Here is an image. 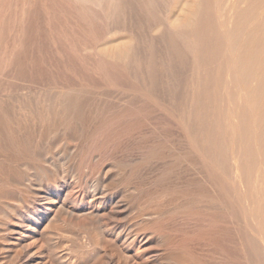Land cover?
<instances>
[{"label":"rangeland","instance_id":"rangeland-1","mask_svg":"<svg viewBox=\"0 0 264 264\" xmlns=\"http://www.w3.org/2000/svg\"><path fill=\"white\" fill-rule=\"evenodd\" d=\"M2 1L0 0V28L2 29L0 32L3 31L0 34V70L2 65L6 70L4 69L5 71L3 70L0 75L3 79L2 81L0 79V264H70L71 261H73L74 264H119L120 262L121 264H195L197 260L198 263L196 264H264V262L262 263L264 260V245L262 247L264 236L261 237L263 233H260L262 225H259V223H261L260 221L258 222L256 220L257 222H255L254 217L258 219L255 212L251 211L252 214L254 213V217L250 214V210L257 207L256 203L248 205L250 210L246 206L248 215H251V218L249 217L246 222L247 224L249 222H254L251 223L253 229L250 227V224L247 225V227L248 229L249 227L252 229H249V231L251 230L258 235L256 236L255 234L253 237L254 233L249 232L250 237L249 233L246 232V236L244 235V237H241L234 229L236 233L234 232L235 235L233 236L230 235L232 238L223 236V243L221 242L222 237L221 239L219 238L221 242L219 244L221 246L225 245L221 248L222 250L219 244L213 243L212 240L210 242V238L213 237L209 238L208 234H206V232L208 233V230H206L208 226H206V224L209 223H204V221V224H200L198 222L200 217L203 216L202 214H207L206 212L211 214L210 211H217V213L222 211L221 213H224V215L229 214L228 216L233 219L232 216L235 213L237 214L238 209V205H236L237 200H235L236 192L232 189L227 198L230 201L227 199L224 200L221 196V192L218 191V189H220L218 185L210 184L206 181V178L202 179L203 174H205L204 177H206V173L208 172L205 170L208 167L210 168V165L207 163L206 159H204V152H202L200 147L197 146L193 140L197 138L196 136L198 135L201 137L199 133L203 131H198L196 134H193L194 129L188 125L186 118H188L190 111L189 101L191 98V91L196 85L194 81L198 80L197 78L203 74L202 70L204 69L198 57H195L196 63H194V56L192 54H186L184 59L186 62L181 63V61H179L181 57L179 58L175 53L176 44H173V46L169 40V34L171 32L168 30L170 32L169 34L164 33V36L161 35L162 24L160 25L159 22L158 24L156 22L163 18L164 21L166 20L167 26H172L175 29L182 28L183 30L189 31L191 35L190 39L195 40L197 36L194 34V24L198 18L197 11L202 7L200 0H150L148 4L147 1L149 0H115V2H113V0H86L83 2L85 5L82 8L83 11H80L81 15L80 12H78V17L76 15L77 12L73 10L70 12H67L68 10H64V12L63 10L59 11L60 6L58 5L56 6L59 8H54L56 6L53 7V5H55L56 2L53 1L49 3L53 7L51 9H53L55 13L50 9L51 6L46 3V0H41L44 2L43 4H47L46 6L38 0V5L42 4L41 6H44L43 8L40 7V5L38 7L37 0H31V3L27 2L28 0H18V2L17 0H8L10 6L7 0ZM242 1L237 0L236 5L230 11L231 17L227 25V27L229 26L228 30L234 29L233 26H235L236 20L239 18L240 14L248 8L249 2H247V0ZM33 2L36 3L37 6L34 5ZM52 2L55 4L52 5ZM5 4L8 5L6 6ZM18 4L24 7L25 10V12H23L22 22L14 19L16 18L15 14L19 15V13H15L13 7L15 6L20 10L22 8H19ZM31 4L33 8L36 6V9H33ZM16 5H18V7ZM70 5H72L71 2ZM72 7H74V5ZM194 7L196 11L189 14ZM39 8L41 9L40 11ZM44 8H49L50 11L45 12L46 10ZM33 11H37V14L35 12L33 13ZM38 12H40V16ZM43 12L47 15H44ZM50 14L54 16V20L51 18L52 16L47 17ZM33 15H38V19L41 18L39 22L38 20L35 21ZM66 17L68 22L67 19H65ZM143 17L144 19H142ZM42 19H46L48 23H52V25L55 26L61 25L57 27L54 26L55 29H52L56 30L55 32L57 33L61 31V34L65 35V39L60 33V39L63 38L61 41L60 39H58L59 41L56 39L54 42H52L53 40L47 42L48 40L45 41V39H41L40 37H29L31 36V31L36 28L38 23L41 22L43 25L46 24H44L45 20L43 21ZM63 19L64 21L66 20V22L61 21ZM56 21L58 23L61 21L65 23V25L67 24L68 27L64 26L61 22V24H58ZM244 21L246 22H243V27H248L250 20L247 19ZM77 22H79V24ZM28 24L29 26H33V28L26 26ZM43 25L39 24V27ZM85 25L88 32L85 30ZM19 26H21L20 30ZM47 26L51 29V25H46L45 27ZM65 27L69 28L67 32L71 30L70 35L66 31L67 34L63 32V30H67L63 29ZM110 27H113L111 31L113 33L107 32ZM16 28L18 29L16 30ZM59 28H61V30ZM159 28L161 31L158 30ZM14 30L18 32V37H21L15 42L12 40V37H10V34H15ZM190 30H192V33ZM27 31H30L29 36ZM21 32H23V34ZM83 32H85V34ZM74 37H76L77 40ZM242 37L243 31L237 38L241 39ZM30 38L34 39L30 40ZM29 41H31V43ZM74 41L76 42L74 43ZM77 41L80 43H77ZM84 41L86 43H84ZM21 43L24 44L20 45ZM44 43L45 46L43 47ZM125 44H127L126 47ZM39 45L40 49H38ZM70 45L71 47H69ZM149 45L152 46L150 47ZM6 46L11 47L10 50H8L9 48ZM64 46L67 47L65 48ZM124 47L130 50L134 49L131 50L130 53L128 52V54L125 52L123 55L128 60L117 54L120 49ZM165 48H167L169 52ZM82 49L85 51L83 50L81 53ZM105 49L108 51L106 52ZM101 51H103L104 54ZM66 53L69 54L68 57ZM92 54L94 55L92 56ZM52 56H54V58ZM90 56L93 58L91 57L90 59ZM80 57L82 59H80ZM131 60L132 63L134 62L133 64ZM139 61L142 64H139ZM126 64L130 65V67L127 66V68H130V71L126 68ZM131 65H133L134 68ZM138 67L141 68L139 69ZM96 68L98 69L96 70ZM134 76L137 79L132 78ZM123 78L124 80L122 81ZM192 83H195L194 86ZM187 85L191 88L189 89ZM61 88L64 90L69 88H73V90L76 89V92L71 91V94L76 97L71 99L70 103H67L68 106L66 104V108L68 107V109H65V113L67 115L72 113L74 116H78L75 117L77 122L75 118L73 120L72 115L71 117L70 114L67 116L65 113H62L64 105L60 104L62 108L60 105H57V107H55V110L58 109L56 113L53 108H47V105H51L52 102L55 101L56 97L54 90L56 89L57 91ZM32 90H34V92ZM103 93L106 95L103 96ZM99 94H101L100 97ZM109 96L111 97L109 98ZM243 97L246 100L245 102L243 98L242 104L234 105L236 111L234 109L235 115L233 114L231 118L232 125L234 124V128L232 129L234 132L232 133L230 128L229 134L227 135V138H235L236 140H232L236 142L246 137H243L245 128L253 132L256 130L252 128L254 124L255 128L258 126L256 121L257 117H255L257 115L248 112L249 108L256 107V105H254L255 103L250 102L246 94L245 96L243 95ZM144 98L147 99V101ZM140 99H143V102ZM81 102H83L84 105ZM71 103L73 104V106L71 105L72 107H74V103H76L75 110H73L72 107L70 108ZM23 105L26 110L21 108ZM33 105H35L36 108ZM76 105L79 108H77ZM87 106L91 112L88 110ZM109 106L110 108H108ZM135 106L136 108H134ZM33 107L35 108L34 111H32ZM82 107H86L83 109V112L81 110ZM96 107L98 109H96ZM132 107L133 109L129 110V108ZM38 109H40V112ZM137 109L140 110V114L136 113V111L138 112ZM125 110L128 112H125ZM243 111L248 112H245V118H243L242 115ZM115 112H117V115H115ZM119 112L122 113V116ZM186 112H188V114ZM87 113L88 115L84 117ZM25 115L30 118V120H28ZM118 115L120 118H118ZM62 116L65 117V120ZM107 116H110L108 117L110 120H108ZM70 118L73 121H70ZM207 120L211 122L209 118ZM91 124H93V127ZM258 129L261 128L258 127ZM194 135L196 136L194 137ZM142 146H144V148ZM58 153L60 155L62 154L64 158L62 155L61 157L59 156V158ZM180 154H191L189 155L191 161L194 159L192 162L197 163L198 169L199 166L201 169L205 167V169H203V174H201V169H199V171L197 169L199 175L194 172L193 174L192 170H189L190 166L186 161H181L180 163L177 159ZM150 155L151 157L154 156L152 157L153 160L150 159ZM145 156H147L146 159L144 158ZM157 157H161L160 160L162 162L158 160L159 158ZM203 160L208 167H206L207 165L204 166L205 162ZM117 161L120 164L117 163ZM236 164L240 165L239 160H237ZM144 165L147 167L145 168ZM84 176L86 179L88 177V180H95L97 178L101 180L104 185L106 184V187H109L108 189H113V191L111 190L113 193V202L109 203L108 200H101V205L99 204L100 201H89L91 202L89 203L87 201L88 198L85 199L84 196H82L80 190L81 183L78 184L79 179H85ZM69 189L73 190V198L70 197L65 199L63 194ZM202 189L206 192L204 193ZM209 196L211 198H209ZM114 201H116V205ZM159 202H162V204L164 203L167 211V213L164 211V218L162 216L161 218L152 217L145 219L143 215L146 213L149 215L154 214L153 211L154 209L156 210L155 207H157ZM224 202L226 203L225 206ZM208 204H210V206ZM223 210L226 212L228 211L227 214ZM142 212L143 214L141 215ZM198 213L201 214L200 217H198ZM230 213H232L231 216ZM193 215H195V217ZM196 217H198V220ZM161 220L164 224L160 222ZM115 222L116 226L118 224L135 225L137 228H135V231L137 230V232H139L137 237L127 240L125 236H123V233L119 236V230L116 231L113 227ZM170 224H173L171 225L173 229L171 227L169 228ZM256 224H258V227L260 226V228L256 227L259 231H253ZM159 225L163 227H159ZM192 225L197 228H194ZM175 226L179 229H176ZM166 228L168 229L166 230ZM174 229H176V231L179 230V234L178 232L176 233ZM197 230L199 234L196 232ZM262 230L261 232H264V229ZM166 232V235L170 234V236L168 235L165 237L166 235L163 233ZM193 232L195 237L192 235ZM146 233H150V236ZM159 233H162L166 241L156 237ZM197 235L200 237V240L195 241L194 239L199 238L196 237ZM211 235L210 233V236ZM201 236L209 238V240L204 238L201 240ZM239 237H241V239ZM226 238L228 240H225ZM249 240L252 241L250 242ZM186 241L190 242L186 243ZM218 245L219 247H217ZM225 250L226 252L227 250L229 251L227 252L229 255ZM224 253L228 257H226ZM73 262H71V264H73Z\"/></svg>","mask_w":264,"mask_h":264},{"label":"bare ground","instance_id":"bare-ground-1","mask_svg":"<svg viewBox=\"0 0 264 264\" xmlns=\"http://www.w3.org/2000/svg\"><path fill=\"white\" fill-rule=\"evenodd\" d=\"M2 1V0H1ZM6 1V0H5ZM8 1V0H7ZM24 1V0H23ZM22 1V2H23ZM26 1V0H25ZM39 1H41V0H39ZM43 1V0H42ZM41 1V2H42ZM48 1V2H47ZM50 1H53V2H56V4L55 3H53L52 2V5L53 4H55V5H53V7L54 6H56V5H58V6H60V8L59 7H54V8H59V11L60 10H63V12H64V10H68L67 12H70V11H74V12H77V17H78V12H80V11H83V7H84V1H86V0H46V3H48V4H50L49 2ZM90 1V0H89ZM109 1H111V0H109ZM108 1V2H109ZM125 1V0H124ZM170 1V0H169ZM242 1V0H241ZM3 2V1H2ZM17 2H18V0H17ZM20 2V1H19ZM27 2H29V3H31V0H28ZM27 2H25V3H27ZM34 2H36V1H34ZM33 2V3H34ZM70 2H71V4L72 5H70ZM113 2H115V0H113ZM148 2H150V0L149 1H147V4H148ZM172 2V1H171ZM200 2H201V4H202V7H200V10L199 11H197V16H198V18L196 19V21H195V24H194V29H195V32H194V34L197 36V39H195V40H193V39H190V37H191V35H190V33H189V31H186V30H183L182 28H177V29H175L174 27H170V26H167V24H166V20L164 21V19L162 18V19H159L156 23L158 24V22H159V24L161 25L162 24V31L160 30V28L158 29V30H160L162 33H160L161 35H163L164 36V33H167V34H169L170 32V34H169V40H170V42H171V44L173 45H175L176 44V49H175V53H176V55H178V57L181 59V60H179V61H181V63H183V62H186V61H184V59H185V57H186V54H192L193 56H194V63H196V61H195V57L197 58H199L198 60H200V63H201V66H202V68L204 69V70H202V75L201 76H199L197 79V81H194V82H196V85H195V87L192 89V91H191V98H190V101H189V104H190V111H189V114H188V112H186L187 114H188V118H186V120L188 121V125H190L191 127H192V129H194L193 131H194V133L193 134H196L198 131L200 132V131H203V132H200L199 134L201 135V137L198 135V136H196V135H194V137L196 136L197 138H195L194 140H193V142H195V144L197 145V146H199L200 147V149L202 150V152H204V154L203 155H205L204 157V159H206V161H207V163L210 165V168L208 167V165L206 164V162H205V165L204 166H206V167H208L205 171H207L208 173H206L207 175H206V177H204L205 176V174H203V169H205V167L203 168V169H201L200 168V166H199V169H201L202 170V173L201 174H203V178L202 179H204V178H206V181L207 182H209L210 184H212V185H218L219 186V188L220 189H218V191H220L221 192V196H222V198L224 199V200H226L228 197H229V194H230V191H232V189L233 190H235V192H236V194H235V200H237V204L236 205H238V209H237V214L235 213L233 216H232V218L233 219H231V217H229L228 215H224V213H221V212H219V213H217V211L216 212H212V211H210L211 212V214H208V212H206L207 214H205V216H204V214H202L203 216L202 217H200L201 216V214H199L198 215V217H200V219L198 220L197 218L198 217H196V219L198 220V222L200 223V224H204V223H206V222H208L209 224H206V226H208V228L206 229V230H208V233L206 232V230H205V232H206V234H208V236H209V238L210 237H213V238H210V242H211V240H212V242L214 243H216V244H219V243H223L224 241H223V236H225V237H231L230 235H235L234 234V232L236 231L237 232V234L238 235H240L241 237H244V235L246 236V234L247 233H249V232H251V233H254V232H252L251 230L253 229V225H251V223H254V222H249L248 224H247V219L251 216V215H248V210L246 209V206H247V208L249 209V207H248V205L249 204H252V203H256V206L257 207H255L254 209H252V210H250V212L252 211V212H255V215L257 216V218L258 219H255V215L253 216V214H252V212L250 213V214H252V216L254 217V220H255V222H261V223H259V225H262L261 226V228H260V226L258 227V224H256V226H255V228H254V230L253 231H259V229H257V228H260V233H263L264 234V232H261V231H263L262 229H264V0H247V2H249V4H248V8L244 11V12H239V13H241L240 14V16H239V18L236 20V23L234 24L235 26H233V30H228V27H227V25L229 24V21H230V15H231V13H230V11L233 9V7L236 5V2H237V0H200ZM243 2V1H242ZM246 2V1H245ZM7 3V2H6ZM32 3V4H33ZM38 0H37V5H38ZM44 2H42V4H43ZM87 3V2H86ZM111 3V2H110ZM244 3V2H243ZM8 4H9V1H8ZM7 4V5H8ZM17 4V3H16ZM20 4H21V2H20ZM31 4V7L33 6ZM41 4V5H42ZM96 4V3H95ZM129 4H131V3H129ZM143 4V3H142ZM145 4V3H144ZM147 4H145V5H147ZM6 5V4H5ZM6 5V6H7ZM19 5V4H18ZM18 5H16L17 7H18ZM22 5V4H21ZM21 5H19V8H21L22 6ZM24 5V4H23ZM30 5V4H29ZM34 5H36V3H34ZM36 5V6H37ZM40 5V4H39ZM39 5H38V7H39ZM40 5V7H42ZM43 5H47V4H43ZM74 5V7H72ZM108 5V4H107ZM115 5V4H114ZM126 5V4H125ZM4 6V5H3ZM2 6V7H3ZM9 6H10V4H9ZM36 6H34V8L36 7ZM49 6H51V4L49 5ZM48 6V7H49ZM89 6V5H88ZM116 6V5H115ZM25 7H26V5H25ZM44 7V6H43ZM42 7V8H43ZM52 6L50 7V9L51 8H53ZM96 7V6H95ZM126 7H127V5H126ZM6 8V7H5ZM15 8V9H14ZM33 8V7H32ZM33 8V9H34ZM132 8V7H131ZM131 8H129V9H131ZM148 8V7H147ZM4 9V8H3ZM8 9V8H7ZM7 9H6V11H7ZM30 9V8H29ZM36 9V8H35ZM45 9V8H44ZM43 9V10H44ZM50 9L49 8H47V9H45L46 11L45 12H48V11H50ZM119 9V8H118ZM196 8L194 7V8H192V10H191V12H189V14H191V13H194L196 10H195ZM237 9V8H236ZM239 9V8H238ZM13 10H15L14 12L15 13H19V15H17V14H15V17L16 18H14V19H17V20H20L21 22H22V16H23V12H25V10H24V7H22L21 8V10L20 9H18V8H16L15 6L13 7ZM17 10V11H16ZM19 10H20V12H19ZM41 9L39 8V11H40ZM53 12H54V10L53 9H51ZM56 10H58V9H56ZM123 10H125V9H123ZM5 11V12H6ZM13 12V11H12ZM32 12V11H31ZM36 13L37 11H33V13ZM53 12H52V15H53ZM73 12V13H74ZM91 12V11H90ZM138 12V11H137ZM2 13V12H1ZM39 13L40 12H38V15H39ZM51 13V12H50ZM55 13V12H54ZM101 13V12H100ZM109 13V12H108ZM115 13H117V12H115ZM123 13V12H122ZM130 13V12H129ZM128 13V14H129ZM37 14V13H36ZM43 14H44V12H43ZM49 14V13H48ZM84 14V13H83ZM132 14V13H131ZM38 15H33L34 16V18H35V21L36 20H38V22H39V20L41 19L40 17V19H38L37 17H38ZM44 15H47L46 13L44 14ZM51 14L49 15V16H47V17H51L52 16ZM66 15V14H65ZM80 15H81V12H80ZM79 15V16H80ZM14 16V15H13ZM25 16V15H24ZM40 16V15H39ZM42 16V15H41ZM86 16V15H85ZM84 16V17H85ZM93 16V15H92ZM117 16V15H116ZM119 16V15H118ZM124 16V15H123ZM47 17H45V18H47ZM68 17H70V16H68ZM106 17V16H105ZM160 17H162V16H160ZM184 17H187V16H184ZM33 18V17H32ZM37 18V19H36ZM52 19L54 18V16H52L51 17ZM62 18V17H61ZM109 18V17H108ZM65 19H67V17L65 18ZM70 19V18H69ZM72 19V18H71ZM75 19V18H74ZM142 19H144V17L142 18ZM150 19V18H149ZM247 19H249L250 20V24H249V26L248 27H243L244 25H243V22H246V21H244V20H247ZM1 20V19H0ZM2 20H3V18H2ZM28 20H29V18H28ZM34 20V19H33ZM33 20H30V21H33ZM43 20V19H42ZM45 20V22H44V24L45 25H43L41 22L40 23H38V25L36 26V28H35V26H34V30H32L31 31V33H30V31L28 32L27 31V33H28V36H29V33H30V35L31 36H29V37H40L41 39L43 38V39H45V41L46 40H48L47 42H49V41H52V42H54L56 39H57V41H59L58 39H60V34H61V28H59L60 30H58V31H60V32H55L56 30H54L55 29V27H57V26H61V25H57V26H55V25H52V23L50 24V23H48L47 21H46V19H44ZM43 20V21H44ZM48 20V19H47ZM54 20V19H53ZM106 20V19H105ZM161 20V21H160ZM13 21V20H12ZM49 21V20H48ZM61 21H64V19L63 20H61ZM60 21V22H61ZM73 21V20H72ZM82 21V20H81ZM88 21V20H87ZM137 21V20H136ZM17 22V21H16ZM24 22V21H23ZM57 22V21H56ZM55 22V23H56ZM59 22V23H60ZM64 22H66V20L64 21ZM67 22H68V19H67ZM100 22V21H99ZM139 22V21H138ZM13 23V22H12ZM48 23V24H47ZM58 23V22H57ZM58 23V24H59ZM62 23V22H61ZM60 23V24H61ZM78 24H79V22H77ZM94 23H95V21H94ZM101 23V22H100ZM128 23V22H127ZM156 23H155V25H156ZM10 24V23H9ZM17 24H18V22H17ZM27 24V23H26ZM34 24V23H33ZM36 24H37V22H36ZM39 24H41V25H43V26H40L39 27ZM64 26H67V24L65 25V23H62ZM69 24V23H68ZM85 24V23H84ZM110 24H111V22H110ZM112 24H113V22H112ZM122 24H123V22H122ZM121 24V25H122ZM153 24V23H152ZM12 25V24H11ZM46 25H51L50 27H51V29L49 28V26H47V27H45ZM115 25H116V23H115ZM0 26H1V23H0ZM26 26H28V27H32L33 28V26H29V24L28 25H26ZM53 26V27H52ZM55 26V27H54ZM83 26V25H82ZM82 26H80V27H82ZM91 26V25H90ZM89 26V27H90ZM157 26V25H156ZM9 27V26H8ZM16 27H18V26H16ZM21 26H19V30L21 29L20 28ZM27 27V28H28ZM68 27V26H67ZM73 27V26H72ZM80 27H78V28H80ZM85 27H86V25H85ZM137 27V26H136ZM3 28V27H2ZM32 28H30V29H32ZM52 28H54V29H52ZM83 28V27H82ZM82 28H81V32H82ZM112 28L113 27H110L109 28V30L107 31L108 33L109 32H111L112 31ZM118 28V27H117ZM151 28V27H150ZM18 28H16V30H17ZM30 29H28V30H30ZM58 29V28H57ZM63 29H67V30H63V32H67L68 31V29L69 28H63ZM71 29V28H70ZM74 29V28H73ZM72 29V30H73ZM87 29V27L85 28V30ZM91 29V28H90ZM115 29V28H114ZM149 29V28H148ZM2 29L0 28V31H1ZM10 30V29H9ZM11 30H12V28H11ZM16 30H14L15 31V34H10V37H12V40H14V42L15 41H17V39L19 40L21 37H18L19 36V34H18V32L16 31ZM18 30V31H19ZM24 30V29H23ZM54 30V31H53ZM128 30V29H127ZM170 32H169V31ZM74 31V30H73ZM84 31V30H83ZM94 31V30H93ZM114 31V30H113ZM191 31V33H192V30H190ZM242 31H243V37L241 38V39H239V38H237L239 35H241L242 34ZM3 32V31H2ZM2 32H0V34L2 33ZM24 32V31H23ZM23 32H21L22 34H23ZM65 32V34H69L70 35V32H71V30H69V32H67L66 33ZM77 32V31H76ZM80 32V33H81ZM86 32H88V30H86ZM119 32V31H118ZM125 32V31H124ZM144 32V31H143ZM10 33V32H9ZM26 33V32H25ZM24 33V34H25ZM60 33V34H59ZM84 34H85V32H83ZM111 33H113V32H111ZM110 33V34H111ZM123 33V32H122ZM139 33V32H138ZM152 33V32H151ZM74 34V33H73ZM72 34V35H73ZM76 34H78V33H76ZM75 34V35H76ZM87 34V33H86ZM130 34V33H129ZM159 34V35H160ZM3 35V34H2ZM62 36H64V39H65V35H63V34H61ZM68 35V36H69ZM79 35H81V34H79ZM89 35V34H88ZM100 35V34H99ZM107 35V34H106ZM27 36V35H26ZM43 36V37H42ZM67 36V35H66ZM96 36H97V33H96ZM148 36V35H147ZM29 37H28V39H29ZM80 37V36H79ZM105 37H107V36H105ZM136 37V36H135ZM141 37V36H140ZM157 37V36H156ZM245 37V38H244ZM23 38V37H22ZM39 38V39H40ZM63 38V37H62ZM61 38V39H62ZM67 38V37H66ZM71 38V37H70ZM70 38H68V39H70ZM72 38H73V36H72ZM75 39H76V37H74ZM77 38H78V36H77ZM84 38H85V36H84ZM83 38V39H84ZM91 38V37H90ZM101 38H103V37H101ZM137 38V37H136ZM165 38V37H164ZM237 38V40L235 41V39ZM1 39V38H0ZM3 39V38H2ZM31 39H34V38H30V40ZM61 39H60V41H61ZM81 39H82V37H81ZM98 39V38H97ZM106 39V38H105ZM144 39H145V37H144ZM149 39H150V37H149ZM161 39H163V38H161ZM244 39V40H243ZM37 40V39H36ZM77 40V39H76ZM80 40V39H79ZM139 40V39H138ZM143 40V39H142ZM168 40V41H169ZM28 41V40H27ZM42 41H44V40H42ZM62 41H64V40H62ZM94 41V40H93ZM8 42H10V41H8ZM7 42V43H8ZM19 42V41H18ZM30 43H31V41H29ZM76 41H74V43H75ZM89 42V41H88ZM142 42V41H141ZM152 42V41H151ZM169 42V43H170ZM29 43V44H30ZM41 43V42H40ZM43 43V42H42ZM56 43V42H55ZM60 43V42H59ZM62 43V42H61ZM77 43H80V42H78L77 41ZM76 43V44H77ZM82 43V42H81ZM84 43H86L85 41H84ZM92 43V42H91ZM94 43V42H93ZM131 43V42H130ZM139 43V42H138ZM24 43H21L20 45H23ZM28 44V45H29ZM33 44V43H32ZM32 44H31V46H32ZM37 44V43H36ZM97 44V43H96ZM105 44H106V42H105ZM104 44V45H105ZM118 44V43H117ZM12 45V44H11ZM19 45V46H20ZM51 45H53V44H51ZM51 45H49V46H51ZM122 45V44H121ZM126 45L127 44H125V47H126ZM173 45V46H174ZM45 46V43H44V45H43V47ZM82 46H83V44H82ZM91 46V45H90ZM95 46V45H94ZM116 46V45H115ZM150 46V45H149ZM152 46V45H151ZM150 46V47H151ZM156 46V45H155ZM7 47V46H6ZM33 47V46H32ZM36 47V46H35ZM42 47V48H43ZM65 47V46H64ZM64 47H63V49H64ZM67 47V46H66ZM65 47V48H66ZM69 47H71V45L69 46ZM76 47H77V45H76ZM84 47H87V46H84ZM89 47V46H88ZM97 47V46H96ZM102 47V46H101ZM100 47V48H101ZM104 47H106V46H104ZM121 48L120 49V51L117 53L116 51H118V50H116L115 52L117 53V54H119V56L120 57H122L124 54H125V52L128 54V52L130 53L131 52V50H134V49H129V48ZM143 47V46H142ZM147 47V46H146ZM154 47V46H153ZM159 47V46H158ZM164 47V46H163ZM162 47V48H163ZM7 48H9L8 50H10V48L11 47H7ZM22 48V47H21ZM73 48V47H72ZM119 48V47H118ZM132 48V47H131ZM134 48V47H133ZM137 48V47H136ZM145 48V47H144ZM174 48V47H173ZM38 49H40V45H39V48ZM54 49H55V47H54ZM53 49V50H54ZM59 49H60V47H59ZM62 49V48H61ZM167 51H168V49L167 48H165ZM31 50V49H30ZM52 50V49H51ZM77 50V49H76ZM83 50L84 49H82V51H81V53L83 52ZM110 50V49H109ZM130 50V51H129ZM139 50V49H138ZM163 50V49H162ZM2 51V50H1ZM4 51V50H3ZM28 51V50H27ZM36 51V50H35ZM65 51V50H64ZM63 51V52H64ZM67 51H68V49H67ZM70 51V50H69ZM85 51V50H84ZM105 51H106V49H105ZM108 51V50H107ZM106 51V52H107ZM112 51V50H111ZM174 51V50H173ZM6 52H7V49H6ZM39 52V51H38ZM71 52V51H70ZM73 52V51H72ZM78 52V51H77ZM93 52V51H92ZM102 53H103V51H101ZM110 52V51H109ZM135 52V51H134ZM169 52V51H168ZM5 53V52H4ZM36 53V52H35ZM43 53V52H42ZM87 53H88V51H87ZM94 53V52H93ZM99 53V52H98ZM102 53H101V55H102ZM112 53V52H111ZM153 53V52H152ZM38 54V53H37ZM41 54V53H40ZM47 54V53H46ZM51 54V53H50ZM65 54V53H64ZM67 54V53H66ZM91 54V53H90ZM104 54V53H103ZM108 54V53H107ZM126 54V55H127ZM134 54H136V53H134ZM140 54V53H139ZM143 54V53H142ZM44 55V54H43ZM52 55V54H51ZM53 55H54V52H53ZM68 55L69 54H67V57H68ZM71 55V54H70ZM80 55H82V54H80ZM94 54H92V56H93ZM96 55V54H95ZM111 55H114V54H111ZM116 55V54H115ZM5 56V55H4ZM9 56V55H8ZM23 56V55H22ZM28 56V55H27ZM48 56H49V54H48ZM57 56V55H56ZM63 56V55H62ZM87 56V55H86ZM92 56H90V59H91V57ZM24 57V56H23ZM38 57V56H37ZM41 57H42V54H41ZM53 58H54V56H52ZM51 57V58H52ZM66 57V56H65ZM97 57V56H96ZM99 57V56H98ZM105 57V56H104ZM115 57H117V56H115ZM124 57V56H123ZM122 57V58H123ZM22 58V57H21ZM26 58V57H25ZM39 58V57H38ZM43 58V57H42ZM83 58H84V56H83ZM87 58V57H86ZM93 58V57H92ZM125 58V57H124ZM128 58V57H127ZM57 59V58H56ZM75 59V58H74ZM80 59H82L81 57H80ZM85 59V58H84ZM117 59V58H116ZM126 59V58H125ZM130 59V58H129ZM133 59V58H132ZM166 59V58H165ZM168 59V58H167ZM178 59V58H177ZM176 59V60H177ZM8 60V59H7ZM14 60V59H13ZM54 60V59H53ZM86 60V59H85ZM84 60V61H85ZM126 60H128V59H126ZM49 61V60H48ZM56 61V60H55ZM81 61V60H80ZM83 61V60H82ZM87 61V60H86ZM85 61V62H86ZM135 61V60H134ZM138 61V60H137ZM188 61V60H187ZM3 62V61H2ZM67 62V61H66ZM72 62V61H71ZM77 62V61H76ZM127 62V61H126ZM140 62V61H139ZM159 62H161V61H159ZM57 63V62H56ZM77 63H79V62H77ZM82 63V62H81ZM122 63V62H121ZM131 63H132V60H131ZM134 63V62H133ZM132 63V64H133ZM177 63H178V61H177ZM39 64V63H38ZM72 64V63H71ZM122 64H124V63H122ZM139 64H142L141 62L139 63ZM150 64V63H149ZM153 64V63H152ZM168 64V63H167ZM166 64V65H167ZM185 64V63H184ZM1 65H2V63H1ZM80 65V64H79ZM85 65V64H84ZM97 65V64H96ZM147 65V64H146ZM44 66V65H43ZM78 66V65H77ZM81 66V65H80ZM127 66H129L130 67V65H127L126 64V68H127ZM131 66H133V65H131ZM138 66V65H137ZM143 66H145V65H143ZM173 66V65H172ZM184 66V65H183ZM41 67V66H40ZM45 67V66H44ZM76 67V66H75ZM99 67V66H98ZM127 68L129 71H130V68ZM148 67V66H147ZM199 67V66H198ZM133 68H134V66H133ZM139 68V67H138ZM141 68V67H140ZM139 68V69H140ZM164 68V67H163ZM169 68V67H168ZM172 68V67H171ZM5 68L3 67V65H2V67H1V70H0V75L2 74V72H3V70H4ZM71 69V68H70ZM98 68H96V70H97ZM112 69V68H111ZM118 69V68H117ZM136 69V68H135ZM157 69V68H156ZM6 70V69H5ZM4 70V71H5ZM42 70V69H41ZM101 70V69H100ZM180 70V69H179ZM123 71V70H122ZM141 71V70H140ZM148 71V70H147ZM167 71V70H166ZM204 71V72H203ZM73 72V71H72ZM96 72V71H95ZM185 72V71H184ZM187 72V71H186ZM198 72V71H197ZM25 73H27V72H25ZM29 73V72H28ZM122 73V72H121ZM172 73H174V72H172ZM195 73V72H194ZM4 74V73H3ZM15 74H16V72H15ZM58 74V73H57ZM82 74V73H81ZM102 74H104V73H102ZM133 74H135V73H133ZM14 75V74H13ZM54 75V74H53ZM3 76V75H2ZM15 76V75H14ZM27 76V75H26ZM35 76V75H34ZM115 76H116V74H115ZM122 76V75H121ZM120 76V77H121ZM130 76V75H129ZM187 76V75H186ZM74 77V76H73ZM97 77V76H96ZM124 77V76H123ZM152 77V76H151ZM175 77V76H174ZM194 77V76H193ZM4 78V77H3ZM66 78V77H65ZM126 78H128V77H126ZM132 78H135V76L134 77H132ZM138 78H139V76H138ZM177 78V77H176ZM186 78V77H185ZM0 79H1V81L3 80L1 77H0ZM14 79V78H13ZM80 79V78H79ZM135 79H137V78H135ZM178 79V78H177ZM16 80V79H15ZM14 80V81H15ZM24 80V79H23ZM30 80H32V79H30ZM45 80V79H44ZM64 80V79H63ZM68 80V79H67ZM96 80V79H95ZM124 80V78L122 79V81ZM182 80V79H181ZM6 81V80H5ZM4 81V82H5ZM47 81V80H46ZM133 81V80H132ZM139 81V80H138ZM193 81V80H192ZM62 82V81H61ZM70 82V81H69ZM68 82V83H69ZM83 82V81H82ZM25 83V82H24ZM39 83V82H38ZM93 83V82H92ZM138 83V82H137ZM143 83V82H142ZM1 84V83H0ZM60 84V83H59ZM58 84V85H59ZM71 84V83H70ZM74 84V83H73ZM87 84V83H86ZM102 84V83H101ZM144 84V83H143ZM174 84V83H173ZM184 84V83H183ZM189 84V83H188ZM193 84V86H194V84L195 83H192ZM5 85V84H4ZM7 85V84H6ZM175 85V84H174ZM186 85V84H185ZM3 86V85H2ZM25 86V85H24ZM42 86V85H41ZM88 86V85H87ZM96 86V85H95ZM151 86H153V85H151ZM188 86V85H187ZM28 87V86H27ZM112 87V86H111ZM127 87V86H126ZM133 87V86H132ZM136 87V86H135ZM144 87V86H143ZM175 87V86H174ZM4 88H5V86H4ZM8 88V87H7ZM26 88V87H25ZM50 88V87H49ZM48 88V89H49ZM91 88V87H90ZM125 88V87H124ZM128 88H129V86H128ZM146 88V87H145ZM144 88V89H145ZM152 88H154V87H152ZM169 88V87H168ZM188 88L190 89L191 87L190 86H188ZM6 89V88H5ZM81 89V88H80ZM121 89V88H120ZM133 89H134V87H133ZM132 89V90H133ZM147 89V88H146ZM187 89V88H186ZM185 89V90H186ZM7 90V89H6ZM5 90V91H6ZM122 90V89H121ZM137 90V89H136ZM140 90V89H139ZM163 90V89H162ZM23 91V90H22ZM33 92H34V90H32ZM55 91V101H53L52 102V104L51 105H47V108H49V107H51V108H53L54 110H55V107H57V105H64V108H62V106H61V108L62 109H64L63 111H62V113H65V109H68V107L66 108V104L67 103H70L71 101V99H73L74 97H76L75 95H72L71 93L72 92H76V89L75 90H73V88H69V89H67V90H64V89H58L57 91H56V89L54 90ZM72 91V92H71ZM84 91V90H83ZM93 91V90H92ZM123 91H125V90H123ZM97 92V91H96ZM95 92V93H96ZM136 92V91H135ZM151 92V91H150ZM156 92V91H155ZM28 93V92H27ZM36 93V92H35ZM83 93V92H82ZM121 93H123V92H121ZM130 93V92H129ZM134 93V92H133ZM147 93V92H146ZM189 93H190V91H189ZM86 94V93H85ZM87 94H88V92H87ZM86 94V95H87ZM137 94V93H136ZM145 94V93H144ZM245 94H246V96L248 97V100L250 101V102H253V103H255L254 105H256V107L255 108H249V113H254L255 115H257V116H255V117H257V120H256V118H255V120L257 121V123H258V126H257V128H255V124H254V127H252V128H254V130L255 131H253V132H251V130L249 129L248 130V128H245L244 129V135H243V137L244 136H246V137H244L243 139L242 138H240V139H242V140H239L238 142H236V141H234V140H232V139H235V138H232V139H230V138H227L228 136V134H229V131H230V128H231V131H232V133L234 132L232 129L234 128L233 127V125H232V122H231V118L233 117V114H234V109H235V111H236V107L234 108V105H240V104H242L241 102H242V99L244 98L243 97V95L245 96ZM97 95V94H96ZM100 95L101 94H99V97H100ZM106 95V94H105ZM104 95V93H103V96H105ZM138 95V94H137ZM143 95V94H142ZM141 95V96H142ZM147 95V94H146ZM149 95H151V94H149ZM156 95H157V92H156ZM166 95H168V94H166ZM250 95V96H249ZM111 96H112V94H111ZM111 96H109V98L111 97ZM118 96V95H117ZM162 96V95H161ZM160 96V97H161ZM39 97V96H38ZM41 97V96H40ZM188 97V96H187ZM24 98V97H23ZM82 98L84 99V97L82 96ZM140 98H143V97H140ZM18 99V98H17ZM54 99V98H53ZM145 99V98H144ZM247 99V98H246ZM107 100V99H106ZM118 100V99H117ZM116 100V101H117ZM140 100H142V102H143V99H140ZM140 100H138V101H140ZM146 101H147V99H145ZM151 100H152V98H151ZM160 100V99H159ZM170 100V99H169ZM168 100V101H169ZM173 100V99H172ZM27 101V100H26ZM115 101V100H114ZM136 101V100H135ZM246 100H245V98H244V102H245ZM249 101H247V102H249ZM105 102V101H104ZM108 102V101H107ZM111 102V101H110ZM167 102V101H166ZM22 103V102H21ZM81 103H83V102H81ZM92 103V102H91ZM96 103V102H95ZM114 103H116V102H114ZM118 103V102H117ZM130 103V102H129ZM132 103V102H131ZM156 103H157V101H156ZM162 103H164V102H162ZM161 103V104H162ZM172 103V102H171ZM180 103V102H179ZM34 104V103H33ZM75 104L76 103H74V107H72L73 106V104L71 103L70 104V108L72 107L73 108V110H75ZM113 104V103H112ZM72 105V106H71ZM79 105V104H78ZM83 105H84V103H83ZM85 105H86V103H85ZM91 105V104H90ZM98 105V104H97ZM139 105V104H138ZM24 106V105H23ZM21 107V108H23V109H25V106L24 107ZM33 106H35V105H33ZM60 106H58V107H60ZM67 106H68V104H67ZM77 106V105H76ZM89 106V105H88ZM87 106V107H88ZM96 106V105H95ZM114 106V105H113ZM161 106V105H160ZM30 107H31V105H30ZM121 107H122V104H121ZM120 107V108H121ZM140 107V106H139ZM35 108H36V106H35ZM34 107H33V110L32 111H34V109H35ZM60 108V109H61ZM77 108H79L78 106H77ZM84 108H86V107H82V112H83V109ZM92 108V107H91ZM108 108H110V106L108 107ZM107 108V109H108ZM134 108H136V106L134 107ZM156 108V107H155ZM162 108V107H161ZM233 108V109H232ZM96 109H98L97 107H96ZM130 109H133V107L132 108H129V110ZM138 109H140V110H142L141 108H138ZM137 109V110H138ZM26 110V109H25ZM39 110V112H40V109H38ZM56 110H58V109H56ZM56 110H55V113H56ZM88 110H89V107H88ZM104 110V109H103ZM119 110H122V109H119ZM118 110V111H119ZM127 110H128V108H127ZM127 110H125V112H128ZM140 110H138V112L136 111V113H141V112H139ZM237 110H238V107H237ZM1 111V110H0ZM23 111V110H22ZM36 111V110H35ZM53 111V110H52ZM90 112H91V110H89ZM99 111V110H98ZM110 111V110H109ZM133 111V110H132ZM43 112V111H42ZM70 112V111H69ZM69 112H67V113H69ZM73 112V111H72ZM78 112V111H77ZM76 112V113H77ZM85 112H86V110H85ZM92 112H94V111H92ZM121 112V111H120ZM119 112V113H120ZM135 112V111H134ZM246 111H243L242 112V115H243V118H245L246 117V113H248V112H246ZM29 113H30V111H29ZM37 113V112H36ZM58 113V112H57ZM75 113V114H76ZM79 113V112H78ZM135 113V114H136ZM23 114H25V113H23ZM66 114V113H65ZM64 114V115H65ZM70 114V113H69ZM68 114V115H69ZM80 114H81V111H80ZM113 114V113H112ZM128 114V113H127ZM134 114V115H135ZM41 115V114H40ZM47 115V114H46ZM63 115V114H62ZM67 115V114H66ZM67 115V116H68ZM73 116V120H74V118L75 117H78V116H74L72 113L70 114V116ZM77 115V114H76ZM88 115V113L84 116V117H86ZM90 115V114H89ZM93 115V114H92ZM115 115H117V112H115ZM120 115L122 116V113H120ZM235 115V114H234ZM250 115V114H249ZM26 116V115H25ZM31 116H32V114H31ZM37 116H38V113H37ZM42 116H44V115H42ZM60 116H61V114H60ZM71 116V117H72ZM83 116V115H82ZM81 116V117H82ZM96 116V115H95ZM103 116V115H102ZM253 116V115H252ZM13 117V116H12ZM27 117V116H26ZM39 117V116H38ZM37 117V118H38ZM63 117V116H62ZM108 117H110V116H107V118ZM117 117V116H116ZM127 117V116H126ZM148 117V116H147ZM254 117V116H253ZM22 118V117H21ZM28 118V117H27ZM35 118H36V115H35ZM52 118H53V116H52ZM61 118V117H60ZM64 118V120H65V117H63ZM113 118H115V117H113ZM118 118H120V116L118 115ZM118 118H117V120H118ZM138 118V117H137ZM146 118V117H145ZM209 118V120L211 121V122H209L207 119ZM143 119V118H142ZM28 120H30V118H28ZM38 120H39V118H38ZM38 120H36V121H38ZM42 120H43V118H42ZM44 120H45V118H44ZM55 120H56V118H55ZM63 120V121H64ZM73 120H71V118H70V121H73ZM104 120H105V118H104ZM108 120H110V118H108ZM125 120H126V118H125ZM128 120H129V117H128ZM254 120V119H253ZM46 121V120H45ZM75 121H76V118H75ZM97 121V120H96ZM120 121V120H119ZM142 121V120H141ZM22 122H24V121H22ZM30 122V121H29ZM39 122H40V120H39ZM42 122V121H41ZM51 122V121H50ZM53 122V121H52ZM77 122V121H76ZM104 122V121H103ZM121 122V121H120ZM123 122V121H122ZM153 122V121H152ZM252 122H254V121H252ZM14 123V122H13ZM18 123V122H17ZM19 124V123H18ZM24 124V123H23ZM248 124V123H247ZM26 125V124H25ZM46 125H47V123H46ZM92 125V127H93V124H91ZM107 125H109V124H107ZM124 125V124H123ZM51 126V125H50ZM55 126V125H54ZM58 126V125H57ZM59 126H60V124H59ZM94 126H96V125H94ZM48 127V126H47ZM53 127V126H52ZM61 127H63V126H61ZM108 127V126H107ZM127 127V126H126ZM243 127V126H242ZM250 127V126H249ZM258 127L259 128H261V129H258ZM86 128H88V127H86ZM111 128V127H110ZM244 128V127H243ZM251 128V127H250ZM20 129V128H19ZM47 129V128H46ZM95 129L97 130V128L95 127ZM84 130V129H83ZM95 130V131H96ZM117 130V129H116ZM122 130V129H121ZM235 130V129H234ZM49 131V130H48ZM67 131V130H66ZM100 131V130H99ZM116 132H120V131H116ZM82 133V132H81ZM93 133H94V131H93ZM96 134H97V131L95 132ZM104 133V132H103ZM109 133V132H108ZM202 133V134H201ZM105 134H107V133H105ZM118 134V133H117ZM79 135V134H78ZM82 135V134H81ZM164 136V135H163ZM230 137V136H229ZM43 139V138H42ZM239 139V138H238ZM103 140V139H102ZM148 140V139H147ZM169 140V139H168ZM236 140V139H235ZM133 141V140H132ZM81 142V141H80ZM189 142V141H188ZM191 142V141H190ZM85 143V142H84ZM105 143V142H104ZM172 143V142H171ZM192 143V142H191ZM83 144V143H82ZM127 144V143H126ZM180 144V143H179ZM178 144V145H179ZM161 145V144H160ZM173 145V144H172ZM174 145H175V143H174ZM191 146H192V144H190ZM83 146V145H82ZM85 146V145H84ZM190 146V147H191ZM79 147V146H78ZM103 147V146H102ZM126 147V146H125ZM143 148H144V146H142ZM160 147V146H159ZM192 147H194V146H192ZM66 148V147H65ZM77 148V147H76ZM107 148V147H106ZM181 148V147H180ZM184 148V147H183ZM54 149V148H53ZM159 149V148H158ZM157 150V149H156ZM66 151V150H65ZM67 151H69V150H67ZM166 151V150H165ZM59 153H61L60 151H58ZM64 152V151H63ZM153 152V151H152ZM155 152V151H154ZM58 153V154H59ZM145 153V152H144ZM148 153H150V152H148ZM148 153H146V154H148ZM158 153V152H157ZM181 153V152H180ZM189 153V152H188ZM57 154V155H58ZM137 154V153H136ZM151 154V153H150ZM159 154V153H158ZM162 154V153H161ZM183 154V153H182ZM55 155H56V153H55ZM62 155V154H61ZM61 155L59 154L58 155V157L60 156L61 157ZM98 155V154H97ZM97 155H96V157H97ZM144 155V154H143ZM157 155V154H156ZM165 155V154H164ZM163 155V156H164ZM189 155H191V154H187V155H177L178 156V161H180V163H181V161H186V163L190 166L189 167V170H192V173L194 172V173H197V169H198V166H197V163H195V162H192L194 159H192V161H191V157L189 156ZM202 155V156H203ZM5 156V155H4ZM63 156V155H62ZM168 156H170V155H168ZM176 156V157H177ZM46 157V156H45ZM57 157V156H56ZM59 157V158H60ZM104 157V156H103ZM110 157V156H109ZM142 157V156H141ZM146 157L147 156H145L144 158L146 159ZM150 157H151V155H150ZM152 157H154V156H152ZM152 157L150 158L151 160H153L152 159ZM162 157V156H161ZM161 157L159 158V157H157V158H159L158 160H160L161 159ZM192 157H193V155H192ZM201 157V156H200ZM2 158V157H1ZM44 158V157H43ZM63 158H64V156H63ZM140 158V157H139ZM144 158H142V159H144ZM87 159V158H86ZM101 159V158H100ZM141 159V158H140ZM139 159V160H140ZM149 159V158H148ZM156 159V158H155ZM56 160V159H55ZM54 160V161H55ZM57 160H58V158H57ZM136 160V159H135ZM196 160V159H195ZM198 160H199V158H198ZM198 160H197V162H198ZM237 160H239V162H240V165H237L236 164V162H237ZM51 161V160H50ZM49 161V162H50ZM63 161V160H62ZM98 161V160H97ZM116 161V160H115ZM156 161H157V159H156ZM161 161V160H160ZM57 162V161H56ZM99 162V161H98ZM101 162V161H100ZM109 162V161H108ZM150 162V161H149ZM162 162V161H161ZM160 162V163H161ZM173 162H175V163H178V162H176V161H173ZM203 162V163H204ZM16 163V162H15ZM54 163V162H53ZM117 163H119L118 161H117ZM163 163H164V160H163ZM56 164V163H55ZM54 164V165H55ZM108 164V163H107ZM116 164V163H115ZM120 164V163H119ZM200 164H202V163H200ZM54 165H53V167H54ZM59 165V164H58ZM56 166V165H55ZM145 166V165H144ZM58 167V166H57ZM72 167V166H71ZM147 166H145V168H146ZM76 169H77V167H76ZM107 169H109V168H107ZM119 169V168H118ZM143 169V168H142ZM199 169H198V171H199ZM105 171V170H104ZM107 171H109V170H107ZM144 171V170H143ZM146 171V170H145ZM57 172V171H56ZM77 172V171H76ZM119 172V171H118ZM189 172V171H188ZM201 172V171H200ZM71 173H72V170H71ZM74 173V172H73ZM121 173V172H120ZM193 173V174H194ZM199 173V172H198ZM197 173V174H198ZM205 173V172H204ZM82 174V173H81ZM169 175V174H168ZM199 175V174H198ZM78 177V176H77ZM80 177V176H79ZM82 177V176H81ZM84 180L83 179H79L78 181V184L79 183H81V192H82V196H84V198L86 199V198H88L87 199V201L89 202V201H100V205H101V200H108L109 201V203L110 202H113V193H112V191H113V189H108L109 187H106V184L104 185L103 183H102V181L101 180H99V179H95V180H88V177H87V179H86V177L84 176ZM100 178V177H99ZM93 179H94V177H93ZM75 181V180H74ZM81 181V182H80ZM205 181V180H204ZM27 182V181H26ZM104 182V181H103ZM180 182V181H179ZM204 184V183H203ZM174 185V184H173ZM215 187V186H214ZM80 188V187H79ZM205 189V188H204ZM207 190V189H206ZM212 190V189H211ZM215 190H216V187H215ZM75 191H77V190H75ZM74 191V192H75ZM111 191V192H110ZM198 191V190H197ZM202 191H203V189H202ZM201 191V192H202ZM214 191V190H213ZM204 192V191H203ZM206 192V191H205ZM204 192V193H205ZM216 192V191H215ZM72 193H73V190H67L64 194H63V196H64V198L65 199H67V198H70V197H72ZM208 193H209V190H208ZM115 194V193H114ZM204 195H207V194H204ZM209 195H211V194H209ZM219 195V194H218ZM232 195V194H231ZM38 196V195H37ZM81 196V197H82ZM99 196V197H98ZM116 196V195H115ZM217 197V196H216ZM73 198V197H72ZM115 198V197H114ZM207 198H208V196H207ZM209 198H211L210 196H209ZM36 199V198H35ZM42 199V198H41ZM81 199H83V198H81ZM214 199V198H213ZM257 199H259V200H257ZM149 200V199H148ZM204 200V199H203ZM227 200H229V199H227ZM86 201V202H87ZM167 201V200H166ZM200 201V200H199ZM230 201V200H229ZM116 201H114V203H115ZM177 202V201H176ZM233 202V201H232ZM89 203H91V202H89ZM93 203V202H92ZM107 203V202H106ZM147 203V202H146ZM64 204V203H63ZM160 204V205H159ZM174 204V203H173ZM202 204V203H201ZM5 205V204H4ZM114 205V204H113ZM115 205H116V203H115ZM159 205V206H158ZM158 205H157V207H155L156 208V210L154 209V214H152V215H149V214H145V215H143V217L145 218V219H148V218H152V217H162L163 215H164V211H166V208H165V206H164V203L162 204V202L160 203H158ZM209 206H210V204H208ZM207 205V207L209 208V206ZM226 205V203L224 202V206ZM97 206V205H96ZM171 206V205H170ZM173 206V205H172ZM176 206V205H175ZM178 206V205H177ZM228 206V205H227ZM62 207V206H61ZM106 207V206H105ZM97 208H98V206H97ZM96 208V209H97ZM116 208V207H115ZM164 208H165V210H164ZM206 208V207H205ZM205 208H204V210H205ZM227 208V207H226ZM47 209V208H46ZM117 209V208H116ZM158 209V210H157ZM200 209V208H199ZM210 209H212V208H210ZM209 209V210H210ZM214 210V209H213ZM228 210V209H227ZM99 211V210H98ZM196 211V210H195ZM194 211V212H195ZM202 211V210H201ZM206 211V210H205ZM208 211V210H207ZM219 211V210H218ZM224 211V210H223ZM152 212V213H153ZM198 212V211H197ZM224 212H226V211H224ZM228 212V211H227ZM227 212H226V214H227ZM166 213H167V211H166ZM203 213V212H202ZM94 214H96V213H94ZM143 214V212L141 213V215ZM151 214V213H150ZM195 214V213H194ZM231 214L232 213H230V216H231ZM4 215V214H3ZM2 215V216H3ZM97 215V214H96ZM196 215V214H195ZM195 215H193L194 217H195ZM165 216V215H164ZM164 216H163V218H164ZM142 217V216H141ZM204 217V218H203ZM163 218H162V220H163ZM169 218V217H168ZM251 218V217H250ZM2 219V218H1ZM206 219V220H205ZM231 219V220H230ZM253 219V218H252ZM160 221L162 224H164L163 223V221ZM178 220V219H177ZM250 220V219H249ZM257 220V221H256ZM2 221V220H1ZM167 221H168V219H167ZM166 221V222H167ZM205 221V222H204ZM198 222H196V223H198ZM204 222V223H203ZM119 223V222H118ZM187 223V222H186ZM115 225L113 226L114 227V230H119L118 231V233H119V236H121L122 235V233L124 234L123 236H125V239H127V240H129V238H132V239H134V238H136L137 237V235H138V233L139 232H137V230L135 231V225H133V224H131V225H123V224H118L117 226H116V222L114 223ZM160 224V223H159ZM161 224V225H162ZM182 224V223H181ZM191 224V223H190ZM234 226H233V225ZM250 224V227H252V229L249 227V229H251L250 231H249V229H248V227H247V225H249ZM137 225V224H136ZM161 225H159V227L161 226ZM171 225H173V224H170V226H169V228L171 227ZM182 225H184V224H182ZM181 225V226H182ZM188 225V224H187ZM4 226V225H3ZM167 226V225H166ZM177 226V225H176ZM175 226V227H176ZM180 226V227H181ZM190 226V225H189ZM193 226V225H192ZM191 226V227H192ZM206 226H205V228H206ZM161 227H163V226H161ZM168 227V226H167ZM194 227V226H193ZM196 227V226H195ZM194 227V228H195ZM257 227V228H256ZM172 228V227H171ZM178 227H176V229H177ZM197 228V227H196ZM137 229V228H136ZM160 229V228H159ZM168 228H166V230H167ZM173 229V228H172ZM172 229H170V230H172ZM176 229H174L175 231H176ZM179 229V228H178ZM234 229H235V231H234ZM255 229H257V230H255ZM182 230V229H181ZM198 230L200 231V229L198 228ZM198 230L196 231L198 234H199V232H198ZM139 231V230H138ZM179 231V230H178ZM178 231H176V233L178 232ZM232 231H233V233H232ZM11 232V231H10ZM141 232V231H140ZM144 232V231H143ZM150 232V231H149ZM182 232H183V230H182ZM186 232V231H185ZM195 232V233H196ZM235 232V233H236ZM247 232V233H246ZM151 233V232H150ZM150 233L148 234V233H146V234H148L149 236H150ZM154 233V232H153ZM156 233V232H155ZM196 233V234H197ZM210 233L212 234L211 236H210ZM232 233V234H231ZM259 233V232H258ZM141 234V233H140ZM139 234V235H140ZM157 234V233H156ZM163 234H167V232L166 233H163ZM178 234H179V232H178ZM186 234V233H185ZM190 234H192V233H190ZM206 234H205V236H206ZM256 233H254L253 234V237H254V235H255ZM263 234H261L262 236L261 237H263L264 235ZM169 236H170V234H168ZM168 235H166L165 237H167ZM177 235V234H176ZM183 235V234H182ZM187 235H188V232H187ZM186 235V236H187ZM194 237H195V234H194V232H193V234H192ZM258 234H256V236H257ZM152 236V235H151ZM179 236V235H178ZM249 236H250V233H249ZM255 236V237H256ZM259 236H260V234H259ZM156 237H158V238H160V239H164L163 238V235H162V233H159L158 234V236H156ZM196 237H199L198 235L196 236ZM202 237V236H201ZM221 237H222V239H221ZM241 237H239L240 239H241ZM251 237V236H250ZM169 238V237H168ZM189 238V237H188ZM204 237H202L201 238V240L203 239ZM209 238H204V239H208L209 240ZM222 240L221 242L219 241L220 239ZM225 239V240H228V239ZM232 238V237H231ZM257 238H259V237H257ZM264 238V237H263ZM0 239H1V237H0ZM186 239V238H185ZM192 239V238H191ZM244 239V238H243ZM259 239H261V238H259ZM165 240V239H164ZM195 241L196 240H200V237L199 238H197V239H194ZM214 240V241H213ZM246 240V239H245ZM248 240V239H247ZM166 241V240H165ZM236 241V240H235ZM250 241V240H249ZM252 241V240H251ZM250 241V242H251ZM256 241V240H255ZM260 241V240H259ZM263 241H264V239H263ZM188 242H190V241H186V243H188ZM226 242V241H225ZM229 242H230V240H229ZM193 243V242H192ZM196 243V242H195ZM194 243V244H195ZM244 243V242H243ZM254 243V242H253ZM258 243V242H257ZM261 243H262V241H261ZM190 244V243H189ZM202 244H204V243H202ZM201 244V245H202ZM230 244V243H229ZM228 244V245H229ZM188 245V244H187ZM220 245V244H219ZM219 245L217 246V247H219ZM223 245V244H222ZM263 245H264V243L262 244V247H263ZM185 246V245H184ZM195 246V245H194ZM211 246V245H210ZM209 246V247H210ZM221 246V245H220ZM225 245H223V246H221L220 247V249L222 248V247H224ZM230 246V245H229ZM260 246H261V244H260ZM212 247V246H211ZM251 247V246H250ZM257 247V246H256ZM189 248V247H188ZM213 248V247H212ZM226 248V247H225ZM224 248V249H225ZM253 248V247H252ZM251 248V249H252ZM171 249V248H170ZM187 249V248H186ZM190 249V248H189ZM219 249V250H220ZM227 249H228V247H227ZM259 249V248H258ZM222 250V249H221ZM174 251H176V250H174ZM173 251V252H174ZM259 251V250H258ZM263 251V250H262ZM189 252V251H188ZM193 252V251H192ZM225 252H226V250H225ZM227 252H229L228 250H227ZM226 252V253H227ZM251 252V251H250ZM178 253V252H177ZM191 253V252H190ZM254 253V252H253ZM189 254V253H188ZM228 255H229V253H227ZM181 255H183V254H181ZM185 255V254H184ZM191 255V254H190ZM222 255V254H221ZM224 255H225V253H224ZM186 256V255H185ZM185 256H183V257H185ZM197 256V255H196ZM203 256V255H202ZM226 256V255H225ZM264 256V255H263ZM262 256V257H263ZM187 257V256H186ZM185 257V258H186ZM190 257V256H189ZM194 257V256H193ZM192 257V258H193ZM226 257H228V256H226ZM191 258V257H190ZM197 258H198V256H197ZM187 259V258H186ZM225 259V258H224ZM260 259V258H259ZM120 260V259H119ZM190 260V259H189ZM226 260H227V258H226ZM98 261H99V259H98ZM118 261V260H117ZM120 261H122V260H120ZM120 261H118V262H120ZM228 261V260H227ZM226 261V262H227ZM71 262H73V261H71ZM71 262H70V264H71ZM201 262V261H200ZM264 262V260L262 261V263ZM76 263H78V262H76ZM99 263V262H98ZM127 263V262H126ZM191 263V262H190ZM196 263H198V260H197V262ZM195 263V264H196ZM203 263V262H202ZM73 264H74V262H73ZM119 264H121V262L119 263ZM200 264V263H199ZM227 264V263H226Z\"/></svg>","mask_w":264,"mask_h":264}]
</instances>
